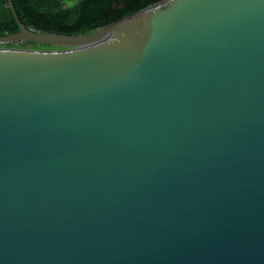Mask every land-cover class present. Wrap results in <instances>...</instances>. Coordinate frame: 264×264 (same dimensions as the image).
<instances>
[{
	"label": "water",
	"instance_id": "95a60500",
	"mask_svg": "<svg viewBox=\"0 0 264 264\" xmlns=\"http://www.w3.org/2000/svg\"><path fill=\"white\" fill-rule=\"evenodd\" d=\"M66 49L0 48V264H264V0H162Z\"/></svg>",
	"mask_w": 264,
	"mask_h": 264
},
{
	"label": "trees",
	"instance_id": "16d2710c",
	"mask_svg": "<svg viewBox=\"0 0 264 264\" xmlns=\"http://www.w3.org/2000/svg\"><path fill=\"white\" fill-rule=\"evenodd\" d=\"M70 1L75 3L69 4ZM159 1L162 0H13L20 19L27 27L37 32L63 34L93 32ZM19 29L9 0H0V35L14 33ZM21 42L40 48L53 47Z\"/></svg>",
	"mask_w": 264,
	"mask_h": 264
},
{
	"label": "rangeland",
	"instance_id": "374dc122",
	"mask_svg": "<svg viewBox=\"0 0 264 264\" xmlns=\"http://www.w3.org/2000/svg\"><path fill=\"white\" fill-rule=\"evenodd\" d=\"M75 1H70L69 4H74ZM53 47L51 48H40L37 45L34 44H27V43H22V42H16L13 45H9L8 43H3L0 44V48H23V49H44V50H56V49H66L64 47H57L52 45Z\"/></svg>",
	"mask_w": 264,
	"mask_h": 264
}]
</instances>
